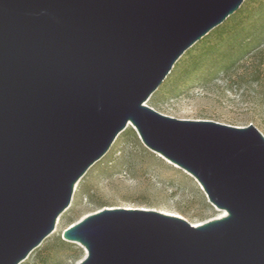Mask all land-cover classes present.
I'll list each match as a JSON object with an SVG mask.
<instances>
[{
  "label": "water",
  "instance_id": "95a60500",
  "mask_svg": "<svg viewBox=\"0 0 264 264\" xmlns=\"http://www.w3.org/2000/svg\"><path fill=\"white\" fill-rule=\"evenodd\" d=\"M245 1L0 0V264L41 247L129 124L227 215L102 210L64 232L80 264H264L263 134L146 104Z\"/></svg>",
  "mask_w": 264,
  "mask_h": 264
},
{
  "label": "rangeland",
  "instance_id": "374dc122",
  "mask_svg": "<svg viewBox=\"0 0 264 264\" xmlns=\"http://www.w3.org/2000/svg\"><path fill=\"white\" fill-rule=\"evenodd\" d=\"M238 11L240 15L186 52L147 106L178 120L255 126L264 136V73L259 79L253 73L258 67L264 70V53L254 57L256 50L233 67L235 38L264 14V0H246ZM173 164L149 150L129 124L77 184L55 231L22 264H80L87 252L64 240V232L105 209L168 213L196 227L227 215L209 202L193 177Z\"/></svg>",
  "mask_w": 264,
  "mask_h": 264
},
{
  "label": "trees",
  "instance_id": "16d2710c",
  "mask_svg": "<svg viewBox=\"0 0 264 264\" xmlns=\"http://www.w3.org/2000/svg\"><path fill=\"white\" fill-rule=\"evenodd\" d=\"M241 11L236 12L233 17L229 18V20H233L235 17L240 15ZM264 13V12H263ZM264 14L260 16V18L250 26V28L242 29L235 38V44L234 48L238 49V54L235 57L233 67L239 62H241L245 57L248 55H251L252 52L257 50V54L254 57H260L263 55L264 50L261 49L264 44ZM222 56V55H221ZM230 70H226L228 72ZM256 79H259V77L262 76L264 73V70H261V68H256V70L253 72Z\"/></svg>",
  "mask_w": 264,
  "mask_h": 264
},
{
  "label": "bare ground",
  "instance_id": "6f19581e",
  "mask_svg": "<svg viewBox=\"0 0 264 264\" xmlns=\"http://www.w3.org/2000/svg\"><path fill=\"white\" fill-rule=\"evenodd\" d=\"M162 157V156H161ZM174 165V164H173ZM175 166V165H174ZM187 174V173H186ZM200 186V185H199ZM76 187H77V185H76ZM200 188H201V186H200ZM202 189V188H201ZM75 190H76V188H75ZM203 191V190H202ZM142 210H144V209H142ZM225 212V211H224ZM226 213V212H225ZM166 215H169L168 213H165ZM169 216H171V215H169Z\"/></svg>",
  "mask_w": 264,
  "mask_h": 264
}]
</instances>
